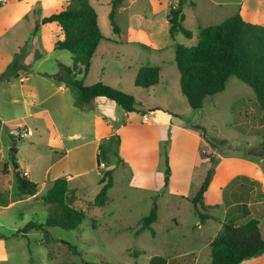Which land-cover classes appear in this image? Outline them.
I'll list each match as a JSON object with an SVG mask.
<instances>
[{
	"label": "rangeland",
	"instance_id": "374dc122",
	"mask_svg": "<svg viewBox=\"0 0 264 264\" xmlns=\"http://www.w3.org/2000/svg\"><path fill=\"white\" fill-rule=\"evenodd\" d=\"M27 1L8 0L6 5L27 4ZM112 1L91 0L98 12L102 33L113 42L101 43L88 78L104 79L103 83L114 84L108 85L135 97L136 113L140 117L149 110L147 101L159 109L181 113L183 120H190L203 128L204 139L213 149L206 156L218 160L214 151L247 159L253 155L264 175V160L258 155L264 136V115L253 88L232 77L224 92L207 98L202 109L193 110L181 92L180 74L175 63V43L186 47L197 46L200 30L220 25L239 14L242 0H194L196 6L184 10L185 26L193 37L189 39L177 34L175 40L169 31L167 0H126L117 11L119 34L113 31L109 20ZM0 5L4 4L0 2ZM61 6L62 3L57 0L46 1L42 7L35 5L31 14L23 9L25 16L21 22L0 40V73L8 68L16 53H23L20 48L25 52L23 62L27 65L36 50L44 53V57L35 61L19 78H12L10 83L0 82V185L4 166H8L6 172L12 175L9 193L0 195V235L4 244L3 248L0 247L4 252L0 264H150L158 256L166 258L168 264H211L210 244L222 232L223 224L230 222L234 216L237 224L251 217L259 220L260 216L262 221L259 220V224L264 229V189L262 185L251 182L245 185L248 190L234 182L225 191L227 199L224 203L210 206V210L205 209L208 208L206 205L201 206L202 213L213 217L201 224L199 214L191 203L198 189L201 168L195 173L192 169V149L196 148V143L187 136L167 135L170 180L172 174L175 177L169 180L168 186L164 185L161 193L156 194L157 182H153L151 177L153 171L152 174L150 171L142 172L134 181L132 171L118 161L116 164V157L113 156L111 161L116 166L111 169L114 185L109 191V201L103 208L94 205L100 190V174L96 171L98 165L94 156L97 144H87L68 157L65 149L84 145L89 138L100 134L102 128L94 120L83 118L82 111L91 105L79 106L77 93L70 89L64 92L59 83L38 74L58 72L60 63L69 67L73 65L68 51L55 48L61 38L57 24H46L49 26L45 34V25L42 24L35 35L41 17L61 12ZM170 8L178 9L179 0H170ZM138 33L150 37L158 48L144 49L135 44L133 38ZM142 67L160 69L162 80L159 86L143 89L135 85V78ZM82 77L78 76V80H84ZM122 121L123 117L119 115L115 126ZM29 131L33 132L32 135L21 137ZM77 138L80 139L75 140ZM180 143L183 145L180 146ZM102 148L108 149L102 152L101 163L108 159L106 152L117 153V140H105ZM78 156L83 158L82 171L85 174L74 178L70 190L74 198L73 206L86 215L81 227L77 230L50 228L49 241L41 231L24 233L23 229L29 222L46 223L48 206L38 200H22L24 197L19 195L13 158H16L22 176L28 178L29 170L21 167L19 161L31 167L30 178L43 182V176L51 165L55 166L53 175L61 171L75 175L79 172L76 166ZM100 171L102 175L106 172L101 167ZM60 175L66 178L68 174ZM181 195L192 199L188 201ZM227 200L232 204L242 201L256 213L247 219L241 218L239 214L244 208L238 204L230 207ZM155 205L159 219L153 225V231L138 233L140 221L150 215ZM70 245L77 248L81 255H75ZM243 264H264V252Z\"/></svg>",
	"mask_w": 264,
	"mask_h": 264
},
{
	"label": "trees",
	"instance_id": "16d2710c",
	"mask_svg": "<svg viewBox=\"0 0 264 264\" xmlns=\"http://www.w3.org/2000/svg\"><path fill=\"white\" fill-rule=\"evenodd\" d=\"M69 5L61 12L45 17L41 24H57L62 33L63 40H59L55 48L68 51L73 60L71 67L60 64V71L53 76L54 80L63 83L67 89L77 93L79 106L91 105L96 99L104 98L115 103L126 113L137 112V101L132 95L116 89L102 82L87 85L84 80H78V76L89 74L92 60L97 52L99 44L109 41L102 33L99 15L92 6L91 0H68ZM126 0H113L109 20L113 31L120 33L116 23L119 7ZM194 0H179V8H170L168 19L171 22L170 35L173 40L177 34L192 39L193 33L185 27L186 16L184 10L195 7ZM41 24L35 28L37 34ZM175 63L180 74V85L183 96L187 99L193 110L203 108L207 98L220 94L226 90L232 77H237L243 83L253 88L259 107L264 115V26L249 23L240 15H234L220 25L202 28L199 33V43L194 47H186L175 43ZM23 53H16L8 68L0 73V82H8L12 78H19L21 74L28 72L35 61L42 59L44 53L36 50L30 64H25ZM161 71L158 68L142 67L136 78L135 85L148 89L159 85ZM1 124V121H0ZM204 131L202 127H196ZM120 139H117V149ZM165 144L163 151L166 153ZM225 144V142H223ZM259 157L264 160V136ZM107 157V152L105 154ZM212 167L201 185L197 195L191 200L199 214L201 224L213 217L202 213L200 207L204 206V196L208 191L218 160L209 157ZM101 159V156H100ZM100 159L98 160L100 169ZM108 160V159H107ZM106 160V161H107ZM166 171L165 187L170 180L171 169L167 153L165 154ZM217 162V163H216ZM18 181L19 195L35 192L36 185L20 173V166L16 158H13ZM8 166H4L1 172L0 195L9 193V180L12 175L6 172ZM247 180L248 178L242 177ZM99 185L101 190L94 200L96 207H104L109 201V191L114 185L112 171L103 173ZM74 198L71 196L69 181L66 178L57 179L43 202L48 206V217L45 224L29 222L23 229L24 233L41 231L47 241L51 240L48 229L59 227L64 230H77L81 227L86 215L82 210L73 206ZM243 215L249 214L246 204H242ZM211 209V207L205 208ZM159 219L158 207L154 206L149 216L140 221L141 227L138 233L152 230ZM153 231V230H152ZM155 235V233L153 232ZM25 236V235H23ZM77 256L81 255L77 248L69 247ZM211 264H243L264 252V232L259 227L258 219H250L240 225L233 221L223 224L222 232L211 242ZM150 264H168L164 257H154Z\"/></svg>",
	"mask_w": 264,
	"mask_h": 264
},
{
	"label": "crops",
	"instance_id": "0c3cea01",
	"mask_svg": "<svg viewBox=\"0 0 264 264\" xmlns=\"http://www.w3.org/2000/svg\"><path fill=\"white\" fill-rule=\"evenodd\" d=\"M46 1L55 2L57 0H28L27 4L19 3L17 5L16 3H12L9 5H3V6L0 5V40L5 35H7L10 30H12L13 28H16L17 25L21 22L22 18L25 16V14L22 13L23 9H27L31 14L32 13L31 11L35 5L38 4V6L40 5V7H42L43 3ZM59 1L62 3L61 9L63 10L66 9V7L69 5L68 0H59ZM166 4H167L168 11H169L170 0H167ZM239 14L245 19V21L249 23L264 26V0H242L240 4ZM45 17L46 16L41 17L39 21L40 24ZM167 17H168V14H167ZM48 26L49 25L43 26L45 30L44 34L46 33V28H48ZM169 26H171V22H169ZM51 32L53 33V31ZM41 33H43V31ZM59 33H61L60 40H63L64 37H63V33L61 29ZM111 40L112 39H109V41ZM133 42L135 44H140L141 46H143L144 49L149 48V47L150 48L154 47L156 49L158 48L152 43V40L150 39V37L146 36L143 33H138L137 35H135V37L133 38ZM101 43L99 44L97 52L100 49ZM59 71H60V67H59ZM58 72L56 71L54 73H38V74H42V76L48 77L54 80L53 76L56 75ZM88 75L86 76V78L82 77L84 79V82L87 85H93L99 82H102V83L104 82V79H93V80L89 79ZM161 80H162V77H161ZM178 80L180 83V78H178ZM108 84H111V83H108ZM59 85L62 91L64 92L68 91V89L65 87L63 83H59ZM111 85H114V84H111ZM180 89H181V85H180ZM147 102L146 104H148L147 106L149 110L146 111L144 116L140 117L137 113L128 114L123 110H117L115 106L116 107L118 106L112 101H109L104 98L96 99L91 104V106L86 107L85 110L82 111L84 114L83 118L86 120L88 119L94 120L98 126H101L102 132L96 135L95 137L89 138V141H87L84 145L65 149L67 157L72 152L78 149H81L87 144L96 143L97 146L94 151V156H95V159L98 165L97 167L98 169H96V171L98 175L100 174V179H101L102 173L99 169L98 160L100 159L102 152L108 149V148L103 149L102 143L105 140L111 142L112 139L115 138L117 140L119 138L120 143L117 149V153L113 155L110 152H108L107 153L108 160L103 162L105 164V167H104L105 171H111V169H113L116 166L117 161L119 164H121L122 166H126L130 171H132V173L134 174V176L132 177V180L134 181H137V177H139V175L142 172L150 171L152 174V171H153V174L151 175V177H152L153 182H157V185L155 188L157 192L156 194H159L163 190L164 182H165V171H166L165 154L166 153L165 151H163V147L167 143V140H168L167 135L170 134V136H176V137L179 136L178 138H180L181 136L182 137L183 136L192 137L196 143V148L192 149V156L194 157L192 169L194 170V173H195L197 172L196 169H198L199 167L201 168V170H199L200 171L199 180L197 181L198 189L196 191V194L192 196L194 198L199 191V187H201V185L203 184L209 169L212 167V162L210 158L206 155L207 153H211L213 149L208 147L209 143L206 141V139H204L203 132L196 128L198 127V125H195L190 120L188 121L183 120V118L180 115L181 113L177 111H171L165 108L159 109L158 107H154L155 105L150 104L149 101ZM119 115H122L123 121L120 125L117 124V127H116L115 121L118 120ZM144 118H148L147 123L144 122ZM32 133L33 132L31 131V135ZM74 137H78V136H74ZM78 139L80 138H77L75 140H78ZM179 145L181 146L183 144L180 143ZM201 145L202 146L204 145V146L200 147ZM213 153L214 155H217L219 157L218 158L219 162L215 168V175L213 177L211 185L208 191L205 193L204 205H206L207 207H210V206H215V205L224 203L225 199H227L225 197V191L234 182L239 183L244 190H248L245 187V185L246 183H249V182L255 185L260 184L262 185L264 189L263 171L260 165H258V163L256 162V160L253 159L252 157L253 155H249L251 157L247 159L244 156L222 155L220 153L218 154L215 151ZM113 156L116 157V164H113L111 161ZM64 159H61V161H63ZM101 162L102 161L100 159V164ZM19 163L21 167H23L25 170L26 169L29 170L28 179L36 185L35 192L22 195V197H24V199L22 200H26V201L38 200L40 201V203H44L43 202V197L45 196L44 192L48 190L47 188H49L50 190L53 187L54 182L57 179L61 178L60 174H68L66 175V179H68L69 181V187L71 183H73L74 178L76 176L85 174L82 171V168L84 167L83 166L84 162L81 156L76 157V166L78 167L77 169L79 172H77L75 175H70L69 173H65L66 171L65 172L61 171V173L57 175L56 174L53 175L55 166L51 165L47 168L45 175L43 176V179H42L43 182L35 181L34 179L30 178V174L32 170L31 167L29 165H23L21 161H19ZM174 177L175 176L172 174L171 180H173ZM242 177H246L248 179L245 180V179H242ZM193 179L194 177L191 178V181ZM98 187L101 190V186L99 185V182H98ZM75 190H78V188H76ZM172 190L173 189L171 188V191ZM174 192L178 195L182 194L179 191H174ZM181 196L188 201L192 199L189 197H185V195H181ZM227 202L230 207L233 205H237V204L242 207V204L244 203L242 201H238V203L232 204L228 200ZM246 206L248 208L249 214L247 216H244L243 213L239 214L241 218H245V219L253 216L254 212L256 213V210H251L248 204H246ZM100 208H103V207H100ZM228 210L229 209L226 210L227 213H228ZM234 217L232 218L231 221L237 224L238 221H234L235 220ZM251 218L256 219L254 217H251ZM259 220H261L260 216H259ZM242 223H245V221ZM259 227H260V224H259ZM260 229L264 232V229H262L261 227ZM2 241H3V237L2 235H0V247L1 248H3L4 246ZM1 248H0V262L3 259L2 254L4 253Z\"/></svg>",
	"mask_w": 264,
	"mask_h": 264
},
{
	"label": "built area",
	"instance_id": "2783aa9c",
	"mask_svg": "<svg viewBox=\"0 0 264 264\" xmlns=\"http://www.w3.org/2000/svg\"><path fill=\"white\" fill-rule=\"evenodd\" d=\"M0 2H1L2 4H4V5H6L7 2H8V0H0ZM147 121H148V118H144V122L147 123ZM29 134H31V131L26 132V133H25L24 135H22L21 137L29 136ZM100 167H101V168H104V167H105V164H104V163H101V164H100Z\"/></svg>",
	"mask_w": 264,
	"mask_h": 264
}]
</instances>
